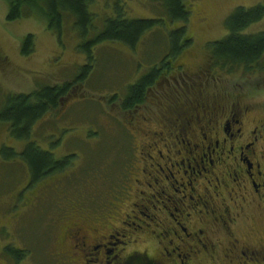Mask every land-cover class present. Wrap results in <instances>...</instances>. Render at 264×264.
Wrapping results in <instances>:
<instances>
[{
  "label": "rangeland",
  "instance_id": "rangeland-1",
  "mask_svg": "<svg viewBox=\"0 0 264 264\" xmlns=\"http://www.w3.org/2000/svg\"><path fill=\"white\" fill-rule=\"evenodd\" d=\"M263 3L264 0H187L190 15L186 34L191 41L190 45L181 47L177 56L170 55L169 34L180 23L166 22L162 30L147 33L135 49L123 43L103 42L93 49L94 71L84 84L72 85L56 111L36 123L28 142L15 140L8 126H0V151L5 147L19 153L33 142L55 160L74 156L68 158L64 171L51 174L40 186L28 188L30 174L26 164L18 156L4 160L0 154V264H60L53 256L57 212L67 209L74 201L63 193L74 192L76 188L84 195L90 182L92 187L102 189L103 215L109 220L129 213L128 203L136 201L128 196L136 169L140 162H149L150 154L141 150L140 145L145 137L149 138L148 131L155 129L150 120L154 114L155 91L161 93L163 86L172 82L171 78L177 79L174 87L181 88L183 81L179 80V73L205 67L207 75H213L206 77V83L222 92L219 94L241 92L264 109V56L249 67L222 69L211 65L209 47L227 36L226 21L237 8L249 9ZM119 7L125 10L128 20L167 18L157 2L94 0L89 6L93 21L88 39L104 29L106 20L114 17ZM34 15L8 22L7 3L0 0V111L12 94L72 83L86 64L85 55L78 49L81 42L71 17L65 16L59 39L48 29L43 16ZM261 32H264V19L243 31L245 35ZM28 35L34 36V49L24 56L21 43ZM164 61L172 62L179 73L169 70L163 76ZM153 68H159L160 76L145 103L123 110L122 99L127 96L128 87ZM75 90L77 94L70 96ZM258 227L264 234V226ZM11 250L21 251L24 256L20 258V254H12Z\"/></svg>",
  "mask_w": 264,
  "mask_h": 264
},
{
  "label": "flooded vegetation",
  "instance_id": "flooded-vegetation-1",
  "mask_svg": "<svg viewBox=\"0 0 264 264\" xmlns=\"http://www.w3.org/2000/svg\"><path fill=\"white\" fill-rule=\"evenodd\" d=\"M179 74L181 88L170 77L155 91V129L140 145L149 162L136 169L129 213L109 220L91 182L84 195L63 193L74 201L57 212L60 264H264V109L219 94L205 67Z\"/></svg>",
  "mask_w": 264,
  "mask_h": 264
},
{
  "label": "trees",
  "instance_id": "trees-1",
  "mask_svg": "<svg viewBox=\"0 0 264 264\" xmlns=\"http://www.w3.org/2000/svg\"><path fill=\"white\" fill-rule=\"evenodd\" d=\"M3 1L7 3L6 21L14 22L35 13L34 16H43L47 20L48 29L59 36V39L65 16L71 17L77 37L81 42L78 49L86 58V64L80 70V77H76L72 83L65 82L62 85L39 87L30 93L12 94L7 98L0 111V126H8L9 134L18 141L28 142L36 123L58 109L72 85L85 83L95 68L96 60L93 49L96 46L108 41L123 43L135 49L147 33L157 29L162 30L166 22L171 25L181 24L169 34L172 58L181 52V47L190 45L191 41L186 34V24L190 15L189 6L186 5L187 0H148L161 5L167 17L166 20H128L125 18V10L119 7L115 16L106 20L104 29L91 39H88V35L93 15L89 12V6L94 3V0ZM263 19L264 3L249 9L237 8L226 21L227 36L209 44L211 65L225 69L226 67H249L257 64L264 56V32L245 35L243 31ZM33 49L34 36L28 35L21 43V53L28 56ZM167 68L169 69V66ZM158 77V70L153 68L148 75L128 87L127 96L122 99V109L129 111L143 105ZM112 99L116 100V97ZM0 154L4 160L17 156L21 158L28 168L32 184L43 181L53 173L64 171L69 163L68 158L74 157L55 160L53 155L43 152L33 142L28 143L22 152L16 153L13 149L3 147ZM10 253L20 254V258L24 256L21 251L11 250Z\"/></svg>",
  "mask_w": 264,
  "mask_h": 264
}]
</instances>
